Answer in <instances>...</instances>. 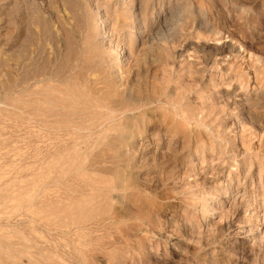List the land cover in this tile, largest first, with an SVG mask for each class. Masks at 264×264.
I'll list each match as a JSON object with an SVG mask.
<instances>
[{
	"label": "rangeland",
	"instance_id": "rangeland-1",
	"mask_svg": "<svg viewBox=\"0 0 264 264\" xmlns=\"http://www.w3.org/2000/svg\"><path fill=\"white\" fill-rule=\"evenodd\" d=\"M0 264H264V0H0Z\"/></svg>",
	"mask_w": 264,
	"mask_h": 264
},
{
	"label": "bare ground",
	"instance_id": "bare-ground-1",
	"mask_svg": "<svg viewBox=\"0 0 264 264\" xmlns=\"http://www.w3.org/2000/svg\"><path fill=\"white\" fill-rule=\"evenodd\" d=\"M80 3V2H79ZM75 6V5H74ZM76 7V6H75ZM81 9V8H80ZM185 12V11H184ZM83 13V12H82ZM74 15V14H73ZM85 16V15H84ZM78 17V16H77ZM82 17V16H81ZM78 19H80L79 17H78ZM77 20V19H76ZM79 21V24H77L76 25V27H77V31H80L81 33H79V35L80 34H82V35H80L79 36V39L77 40V41H75V39L73 40L72 39V42H73V44H74V52H72L73 54H75L76 56H77V58L79 59V61L80 62H84V63H86V61L87 60H91L92 61V63H94V65H95V67H97V65L99 66V67H102V66H104V57H103V53L101 52V50H99L100 48H98L97 47V43H95L96 45H95V47H92L93 46V35H89V34H92L91 32L89 33V32H87V28L83 25V23H84V18L82 17V19H81V21L80 20H78ZM81 22V23H80ZM87 26V25H86ZM87 29V30H86ZM85 30V31H84ZM90 30V29H89ZM76 31V32H77ZM73 35V34H72ZM74 37V36H73ZM93 37V38H92ZM95 41V40H94ZM69 45V44H68ZM70 47V46H69ZM70 50V49H69ZM104 59V60H103ZM95 62H94V61ZM97 60V61H96ZM48 63V62H47ZM97 63V64H96ZM53 66V65H52ZM37 69V68H36ZM46 69V68H45ZM39 71V70H38ZM44 71V70H43ZM40 72H42V71H40ZM50 72H51V70H50ZM49 74V73H48ZM51 74V73H50ZM42 75V74H41ZM45 76H47V75H45ZM50 76V75H49ZM31 77V76H30ZM44 77V76H43ZM113 77V76H112ZM115 77V76H114ZM110 78V77H109ZM36 79V78H35ZM113 79V78H112ZM117 79V78H116ZM116 79H113V80H111V79H104V81L105 82H102V84H104V87H103V90L105 89L106 90V87H107V90H106V94H104V95H102V96H97L96 98V103H95V105L94 106H90V108H86V105H85V107L83 108H80L78 105H77V102H76V104H72L70 107H69V110H70V112L72 113V115H79V116H82V117H86V118H94L97 114H98V111L101 109V108H105V107H107L108 105H110L111 106V108H113V109H109L110 111H122V113H121V115L119 116V119H120V117H122V118H124V119H128V117H129V112L130 111H132L131 109H129L128 110V108L129 107H131L130 106V104H129V106L127 107V105H128V103L129 102H127L128 101V99H125L124 98V94H125V92H124V90H119V87L120 86H118L117 85V83L114 81V80H116ZM47 81H49L48 79H47ZM94 81V80H93ZM93 81H91V82H93ZM31 82V81H30ZM37 82V81H36ZM42 82V81H41ZM44 82V81H43ZM96 82V81H95ZM99 82V81H98ZM118 83H119V81H118ZM24 84V83H23ZM101 84V83H100ZM113 84H115V85H117V86H115L114 87V90L111 92L110 90H109V88L110 87H112L113 86ZM31 87V86H30ZM122 87V86H121ZM102 88V87H101ZM99 89V94H100V92H101V90L102 89ZM121 89V88H120ZM29 90V89H28ZM98 90V89H97ZM11 92V91H10ZM103 92V91H102ZM110 93H111V95H110ZM73 95V94H72ZM71 95V96H72ZM131 95V94H130ZM129 95V96H130ZM127 96H128V94H127ZM127 96H125V97H127ZM47 98V97H46ZM72 98V97H71ZM131 98H132V95H131ZM133 98H135V100H133V101H136V97H133ZM55 99V98H54ZM83 99V98H82ZM48 100V99H47ZM47 100H45V99H43L42 101L40 100V101H38V104H37V101H36V103L35 104H37L36 105V112H40V113H38L39 115H41L42 117H44V115L48 118V117H50L52 114H50L51 113V107L50 108H48V106H47ZM81 100V99H80ZM132 100V99H131ZM131 100H130V102H131ZM140 101V100H139ZM42 103V104H41ZM50 103V102H49ZM133 103H135V102H133ZM137 103V102H136ZM90 104V103H89ZM131 104H132V102H131ZM139 104V103H138ZM148 104V103H147ZM151 104V103H150ZM149 104V105H150ZM34 105V104H33ZM133 105V104H132ZM145 105V104H144ZM139 106H140V104H139ZM143 106V105H142ZM141 107V106H140ZM145 107V106H144ZM127 108V109H126ZM135 108V107H134ZM135 110H136V108H135ZM141 110V109H140ZM53 111V110H52ZM42 113V114H41ZM56 113H58V112H56ZM133 113V112H132ZM44 114V115H43ZM50 114V115H49ZM47 115H49V116H47ZM68 115V114H67ZM115 115V114H114ZM117 115V114H116ZM35 116V115H34ZM55 116H57V115H55ZM39 117V116H38ZM53 117V116H52ZM74 117V116H73ZM46 118V119H47ZM81 118V117H80ZM130 118V117H129ZM50 119V118H49ZM115 116H113V114H112V112L111 113H109L107 116H106V118L104 119V120H106V121H104V122H100V123H110L111 124V127L110 128H112V127H115V126H117V124H116V122H115ZM101 120H103V119H101ZM85 122V121H84ZM98 122V121H97ZM87 123V122H86ZM39 124V123H38ZM95 124H99V123H95ZM94 124V125H95ZM83 125V124H82ZM90 125V124H89ZM91 125H92V122H91ZM93 125V126H94ZM104 125H106V124H104ZM103 125V126H104ZM108 125V124H107ZM101 126V125H100ZM102 126V127H103ZM108 127V126H107ZM92 128V127H91ZM101 128V127H100ZM99 128V129H100ZM104 128H105V126H104ZM96 129H98V127L96 128ZM101 131H102V128L100 129ZM125 129H122L121 130V132H120V134H119V136H114L113 138H112V140H111V146H113V147H115V149L117 150V152H116V157L117 158H121L122 156H123V146H122V144H125V142H126V140H127V136H126V132L128 131H126ZM130 134V133H129ZM109 138V137H108ZM133 138V137H132ZM109 141V140H108ZM109 143V142H108ZM110 144H108V145H110ZM88 167H86V169H87ZM83 169V168H82ZM82 169H76V173L78 174V172H80V171H82ZM85 169V168H84ZM120 169V168H119ZM118 169V167H116V169H115V174H116V176H115V181H114V184L112 185V189L115 191V192H122V190L124 189L123 187H124V183L122 182V180L120 179V177L118 176V174L120 173V170ZM125 187H126V185H125ZM124 191V190H123ZM115 197H117V198H121V197H123V196H121V195H119V194H116L115 195ZM31 198V197H30ZM32 200V199H31ZM27 202H28V200H27ZM34 202V201H33ZM29 204H30V202H29ZM28 205V204H27ZM31 205V204H30ZM80 208V207H79ZM71 210V209H70ZM70 212V211H69ZM66 234V233H65ZM69 234V233H68ZM67 234V235H68Z\"/></svg>",
	"mask_w": 264,
	"mask_h": 264
}]
</instances>
